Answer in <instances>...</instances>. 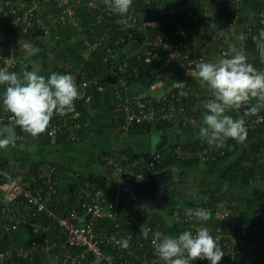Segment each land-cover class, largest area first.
I'll return each instance as SVG.
<instances>
[{"label": "built area", "instance_id": "1", "mask_svg": "<svg viewBox=\"0 0 264 264\" xmlns=\"http://www.w3.org/2000/svg\"><path fill=\"white\" fill-rule=\"evenodd\" d=\"M46 0H7L8 8L6 12L4 8L0 6V68H7L9 71H14L20 64L23 45L28 43L31 45V34L28 37L35 24H40L41 30L51 35L52 29L56 28L57 22L72 23L76 19L74 17L75 3H72L60 12L59 18L54 25H49L46 22L41 23V19L37 16L38 10L44 5ZM75 1V0H74ZM80 1V0H77ZM234 5H238L242 0H231ZM102 2V12L117 13L111 7ZM144 7L137 9L138 7L133 2L129 12L124 15L119 14V22L132 31L137 29L142 30L143 35L140 38V46L135 49L136 56L140 59L144 58L145 61H152L157 58L156 61L165 58L166 61H170L171 58L180 56L184 53V58L187 60V64L190 67L201 61H206V58L202 54L191 55L192 49L188 42V35L184 28L180 26L175 30L172 35H162L161 33L153 34L152 27L155 26L158 21L152 16L161 13L166 4L164 0H143ZM37 11V12H36ZM10 14H12L10 18ZM9 22L16 29L14 32L4 28V22ZM54 28H51V27ZM234 26V19L228 21V27ZM133 33L130 32L128 36H121L117 41H122L128 38L130 41ZM88 51L85 53V58L92 57L96 61L95 68L92 65H88L86 69H82V64L74 69L73 76L76 79L78 73L87 75L92 74L93 69L99 71L102 62L108 61L110 57H113L116 51L123 50L121 48L112 47L105 43L102 46V40L96 36L93 41H90L88 45ZM98 48H103L104 56L99 60L94 59V51ZM223 54L227 53L226 50L222 51ZM260 59V71H264V57ZM138 70L137 66H132L127 59L116 67L111 72L117 77V85L115 87V100H117V109L121 111L123 116L120 129L122 131L129 130L136 124H143L146 122H158L162 123L166 120H172L174 116H181V120L184 124H195L200 120L199 104L196 101L192 107L193 113L187 115L182 113L184 111V104L181 101V95L179 93H172V102H170V96L163 95L158 102L159 107L154 105L141 104L140 99L137 96H132L128 92L130 86V77L134 76V71ZM94 83L98 84V78L95 76ZM91 84V78H86L81 82L84 91L80 92V98L89 100L90 95H86V88ZM2 98V97H0ZM210 98V97H208ZM147 100V99H145ZM148 101V100H147ZM162 103V104H161ZM168 104L166 106L165 104ZM237 119H244L246 127L249 132L256 131L262 125H264V109H261L256 115H243ZM11 114L7 112L2 102H0V126L10 123ZM87 126L88 123L83 124L79 114L66 113L60 115L59 118L50 125L49 134L55 135L62 131L63 128L68 130L77 131L82 126ZM19 127L15 128L18 134ZM21 136V135H20ZM233 141L229 139L223 148H217L209 146L206 143L202 146L190 149L184 147L182 144H177L174 147L166 149H159L154 152L145 154H125L120 160L109 159V163L114 164V169L110 176L103 178L100 185L93 184H81L80 192L82 198L79 206H70L62 210L60 208L55 209L49 207L45 200L44 195L41 192L42 186H37L36 192H33L30 187L19 181V178L15 175L12 169L0 167V178L3 183L0 188L4 191L1 199H5L6 205L3 207L4 222L3 224L8 230H16L24 223L34 224V222L40 223L42 221L37 219L41 213H45L51 220L44 226L43 232L38 234L34 239L30 241L29 245L17 244L9 241L7 245L0 246V264L7 263L15 254L22 256L29 261L34 260V254L36 252H43L47 256V264H83L88 255L92 254L94 257L102 259L106 264H164V262L158 257L156 251L152 250V255L148 256V252L143 254L137 251L136 246L129 244L128 247H122L124 240H129L131 234L127 233L126 238L120 231L121 222L117 219L118 210L114 211V203L105 198L104 187H112L114 184L110 177H116L122 172H130L136 177H142L147 172L154 170L155 166L163 161L171 158L185 159L195 158L202 161L215 159L218 156L224 155L227 152L228 143ZM259 146L258 158L260 161H264V141ZM54 170V168L52 169ZM259 177V175H256ZM19 197L18 201L23 203V207L17 206L15 199ZM209 198L203 199V202L209 201L215 215L219 218H228L235 220V209L232 208L235 201L227 196H217L210 200ZM19 205V204H18ZM176 220L182 224L179 229V234L185 230H192L195 232L196 227L201 225V222L196 221L194 218H188L185 214H176ZM132 217L128 215L126 220L129 222V228L132 232L136 231V228L132 226ZM106 220L114 221V225L107 229ZM236 221V220H235ZM52 223H56L60 228L58 238L52 237L49 228ZM105 223V225H104ZM264 223V197L261 199L258 208L254 211L252 216V222L250 223V230H243L238 224L233 225L232 232H223L221 227H218L216 231L211 234L219 242L222 250L224 251V257L220 261V264H251L254 259L258 260V263L264 264V238L259 237L256 230L257 227H261ZM145 225L151 230H159L164 235H168L166 229L163 227L160 220L156 222H146ZM211 230V229H210ZM262 230L263 227H262ZM140 232V231H139ZM253 233V234H251ZM251 234V235H250ZM64 236L65 245L68 247L77 248L75 251H62ZM143 236L139 234L137 237L139 245L142 247L155 248L151 240V234L149 235V246H146L145 240H141ZM120 246L121 250L105 252V245ZM61 248V249H60ZM243 258H247L248 262H243ZM32 264V263H29ZM194 264H210L207 260H197Z\"/></svg>", "mask_w": 264, "mask_h": 264}, {"label": "crops", "instance_id": "2", "mask_svg": "<svg viewBox=\"0 0 264 264\" xmlns=\"http://www.w3.org/2000/svg\"><path fill=\"white\" fill-rule=\"evenodd\" d=\"M205 1L203 2L204 6L207 5L205 6V13L210 17L209 20H211L218 7L214 4L215 0H207L206 4ZM72 3H74V0H49L48 3L45 1L44 5L39 9V14L44 16L43 19L39 17L41 19V23L50 21L51 25L55 24L64 7ZM233 6L234 13H232L231 6H227V10L230 12V15L226 16L222 21L224 26L220 27V42H216L219 44L214 47L215 42H213V39H206V41H203L200 46L195 49L197 50V54L210 55L215 62L221 58L220 55L223 54V50L228 52V47L226 45L235 44L237 48L243 50L247 56L246 47L248 48L250 45L248 42L249 36L255 31V26H258L260 21L264 23V0H242L240 4H233ZM76 7L77 6L75 5L74 17L77 20ZM230 19H234V26L231 28L228 27V21ZM76 20L72 23L61 24V22H57L56 25L61 24L64 26L70 24L71 26L77 27L81 30V33L73 35L69 38L66 44L63 43L61 45L58 44L60 43L58 40L61 36H58L57 32L54 33L55 30H57V27L53 31L54 34L52 33L51 35H47L41 30L40 24H35L31 33L30 46L32 48L39 49V51L36 52L35 55H31L28 50H25L22 58L26 59V61L19 68L17 73L20 74L25 70H35L47 78L50 76L51 71L67 65L70 60L68 58L71 51H69V47L78 41L85 40L86 38L84 35L85 30L80 25V21ZM261 29H264V27H261ZM214 33L215 36L217 32L215 31ZM219 33L217 35H219ZM225 42L226 45H223ZM221 46L226 48L218 51ZM132 48H134L133 43L129 44L128 50ZM255 51H257V55L259 56L257 45L255 46ZM260 66L261 64L257 68L258 70ZM185 68L186 69L182 72V74H177L172 70L158 67L152 71L150 76L144 77L141 80H135L133 77L129 83L130 86L128 87V92L137 96L140 99L139 102L141 104H151L158 108L160 104L158 102L159 99L154 100L152 99L153 97L157 98L163 94H167L169 96L173 93V89L175 87H180L183 84H186L188 80L195 79L196 81H199L195 75H186L188 69L195 73V67H190L187 64ZM73 71L74 68L71 69L70 72ZM72 76H75V74ZM77 79L78 75L75 79L76 83ZM193 81L192 83L195 84ZM92 82L93 80L91 79V83ZM115 86L116 84L114 82L109 81H107L105 85L103 84L102 88L104 89V94L102 100L98 106L93 109L89 107V133L86 137L82 139H75L74 141L39 142L37 139H33L29 134L25 133L22 137L23 139L18 143L17 148L0 150V162H6L10 168L19 175L26 174L32 165L39 162H56L61 167L64 166L62 172L59 174V177L55 179L54 184H52L58 188V193L60 194V198H62L61 200L66 201L65 204L68 205V207H77L79 206L82 198V194L80 192L82 182H80L78 176L82 175L90 180H93L98 175L109 176L110 163L108 161L110 158L114 159V155L119 157L124 156L125 154L150 153L159 149L173 147L172 145L175 144H186L200 141L196 135L198 128L193 130L186 128L188 125H193L184 124L181 120V116H174L172 120H166L162 123L149 122L151 125L172 122L170 125H164L161 128L152 127L151 129L144 130L136 129L135 131L128 132L122 131L119 127L120 124L115 121L113 114ZM187 86L190 87L189 84H187ZM3 91L4 87L0 86V97H2ZM79 91L82 92L84 90L80 87ZM198 94L200 98L196 101L200 107V122L205 111L202 101L208 98L210 92L206 87L199 83ZM165 105L168 106L167 103ZM229 114L235 119L244 115V113H240V110H232ZM115 122L118 125H116ZM253 141L254 138L247 136V139L243 143L238 142L239 147L235 153L223 161L221 165L215 169V171L208 170L204 163H200L191 168H182L178 165L169 164L166 167L157 170H164L166 173L163 174H170V178L168 179L170 181L167 183L164 182L160 187L159 196L161 199L163 198L162 194L164 189L168 186H172L174 189L176 188L181 193H184L186 197L182 198L178 194L176 198L174 197L170 201L163 199L166 204L155 202H150L147 206L137 204L141 206V217L145 220V217L148 214L153 213L156 217L164 219L165 223L168 224V235L177 236L182 224L180 223L179 226L176 224L177 220H175V215L181 214L179 213L180 209H183L184 207H202L203 205L208 208L210 205L209 201L208 203L203 202V199L210 198V196H205L203 199H201L200 196H197L196 199H199L196 201L194 198L190 197V193L194 194L200 189H225L229 183L227 182L225 176H223V172L228 169L229 165L235 159H238L241 156L244 150V145L250 146ZM20 144H23L24 147L20 148ZM33 145L36 146L35 150L30 151L29 149ZM253 158L252 161H255ZM256 175H259V177ZM251 179L252 180L249 183L235 182L230 186V191L235 194L237 199L231 200L239 202L240 204L239 211L237 212L235 210V218L241 227L250 225L254 211L258 208L261 199L264 197V193L259 194L260 191L264 190V178L260 177V173H256L253 177H251ZM117 181L119 184L118 179ZM1 190L2 189L0 188V191ZM169 204L172 211L171 215H173V217L166 214V209ZM178 204L182 205V207H177ZM231 220L232 225H234V223L237 224L234 219ZM262 227L264 229V223L261 227H257L256 232L259 237L264 238V230H262ZM26 237L27 234L23 228L11 231L0 222L1 245L5 246L9 241L19 242V240L25 239ZM101 261L102 259L100 258H93L83 264H102ZM32 264L36 263L34 262Z\"/></svg>", "mask_w": 264, "mask_h": 264}, {"label": "trees", "instance_id": "3", "mask_svg": "<svg viewBox=\"0 0 264 264\" xmlns=\"http://www.w3.org/2000/svg\"><path fill=\"white\" fill-rule=\"evenodd\" d=\"M54 1V0H53ZM165 1V8L164 10L158 14H155V16H152L153 18L155 17L158 21V23L153 26L152 29V33L153 34H158L161 33L162 35L166 36V35H172L175 30L180 26L181 28H184L185 31L187 32L188 35V42L190 43L192 49L191 55H195L196 51L195 49H197L200 44L203 41L209 40V39H213V42H215L214 47L216 45H218L216 42H220V27H223V19L230 15V12L227 10V6L230 5L232 8V13H234V6L231 0H215L214 4L218 7V9L216 10L215 14L213 15V18L211 20H209V16L205 13V6L203 4V2L205 0H164ZM49 0H46V3H48ZM133 2L136 4V6L138 7L137 9H142L144 7V3L143 0H133ZM75 5L77 6V20L80 21V25L82 26V28L85 30L84 31V35L86 36L85 40H81L78 41L74 44H72L69 47V63L63 67H59L53 71H51V73L53 72H57V73H61V74H74L73 72H70L71 69H75L77 68V66L79 64H82V69H86L88 65H92L95 68L96 65V61H94L92 59V57H88L85 58V53L88 51V45L90 43V41H93V39L98 36L101 38L102 40V46L105 45V43L109 44L112 47H117L123 49L122 51L119 50L118 52L116 51V53L114 54L113 57H110L108 59V61L106 62H102L101 63V67L99 68V71H96L95 69H93L92 74L87 73V75H84L82 73H78V79H77V85L78 87H82L81 82L86 79V78H91L92 80L95 78V76H97L98 78V84L94 83V81L85 89L86 90V95H90L89 100H85L84 98H80L75 102V111L71 112H77V114H79V117L81 119V121L83 122V124H86V122L88 123L89 120V113H90V108H94L96 106H98V104L100 103V101L103 98V94H104V89L102 88V85L107 82L106 78H105V74L107 72H111L114 69H116V67H118L123 61L124 59H127L128 62L130 63V65L132 66H137L136 71H134V76L130 77V80L133 78L135 80H141L144 77H148L150 76V74L152 73V71L155 68L158 67H163L164 69L167 70H172L174 72H176L177 74H182V72L185 71V66L187 65V60L184 58V53L182 52V54L180 56H176L174 58H171L170 61H166L164 57H162L161 60L156 61L157 58H154L152 61H145L144 58H138L135 54V49L140 46V38L143 35L142 30H135L132 31L130 28H126L124 27L121 22H119V14L118 13H107V12H102V2L101 0H80L74 1ZM228 4V5H227ZM0 6H2V8H4L3 12H6L7 8H8V4H7V0H0ZM37 12V11H36ZM12 14H10V18H11ZM38 17H41L42 19L44 18V16H42L41 14H39V10L37 13ZM76 20V21H77ZM46 23H48L50 25V21H45ZM62 24V23H61ZM56 25L57 30H55L54 33L57 32L58 36H61L60 39L58 40L60 43L58 44H63V43H67L69 38H71L73 35H76L78 33H81V30L78 29L77 27L71 26L70 24L67 25ZM54 25V24H53ZM4 28H8L9 31L14 32L16 29L13 28V25H11L9 22H4ZM261 27H264V23H262V21H260V24L257 26H255V31L253 33H251V35L248 38V42L250 43V45L248 46V48L246 47V51H247V57H248V62L252 63L254 65V67L258 68L260 65V59L259 56L257 55V51H255V46L256 43L253 41L252 37L253 36H258L259 35V31L261 30ZM51 28H54L53 26ZM55 29V28H54ZM54 29H52V31H54ZM218 30V31H217ZM217 32V34L219 33V35H215L214 36V32ZM132 32L133 36H131L133 40H129L128 38H125L124 40H120L117 41V39L121 36H128V34ZM32 33V31L30 33H28V37H30V34ZM53 33V34H54ZM141 35V36H140ZM133 43L134 44V48L129 49L128 50V46L129 44ZM226 45V42L223 44ZM227 47L229 45H226ZM226 47H220L218 51H221L222 49H224ZM229 51V48H227ZM1 50V48H0ZM26 49H24L23 47V52H25ZM94 59L95 60H99L100 58H102L104 56V52H103V48H98L97 50H95L94 52ZM24 53H22L23 55ZM207 60V62H214V59L207 54H203ZM225 54H221V57H224ZM23 57V56H22ZM26 59L21 58V62L20 64L15 68L14 72H17L19 70V68L25 63ZM72 64V65H71ZM73 67H71V66ZM69 66V67H68ZM68 67V68H67ZM70 70V71H69ZM50 73V74H51ZM137 76V77H135ZM195 79L192 80H188L186 82V84H183L182 86H177L173 89V92L175 93H179L181 91L185 92L184 96H181V101L184 104V111L182 113H186L187 115H190L193 113L192 107L194 105V103L196 102V100H198L200 98L198 91H199V81H193ZM195 82V84L192 83ZM191 82V84H190ZM187 84H189L190 87L187 86ZM130 95L134 96V94L130 93ZM211 94H209L208 97H210ZM170 96V102H172V99L174 97H172V93L169 95ZM117 100H115L114 104H113V114H114V118L115 121L119 124H121L122 121V114L121 111H119L117 109ZM90 104V105H88ZM169 104V103H168ZM69 113V114H71ZM200 114V112H199ZM60 115H55L54 118L51 120L50 125H52V123L54 121H56L59 118ZM119 118V121H118ZM115 122V123H116ZM116 123V125H118ZM172 122H166L165 124H157V125H151V123L146 122L143 124H136L134 126H132L128 131H135L136 129H151L152 127H163L164 125H170ZM199 122L188 125L186 128L188 129H195L198 128L196 127V125ZM51 126H49L50 128ZM89 133V126H82V128L77 129V131H73V130H68L67 128H63L62 131H60L58 134L55 135H50L49 134V129L41 134L38 138H36L39 142H43V141H74L75 139H82L84 137H86ZM18 136L21 135V137H23V135H25V133L19 128L18 129ZM248 136L250 138H254V141L251 143L250 146H246L244 145V150L243 153L241 154V156L238 159H235L228 167L227 170H225L223 172V176H225L227 182L229 183V185L224 189L221 190H216L213 188L210 189H200L198 192L191 194L190 193V197L194 198L196 201L199 199H196L197 196L200 195V198L203 199L205 196H210L211 197H217V196H227L231 199H236L235 194L230 191V186L235 183V182H243V183H249L251 182V177H253L256 173H260V177L264 178V161H260L258 158V151H259V146L262 144L261 142L264 141V125H262L259 129H257L256 131H252L250 132V134H248ZM21 141V140H20ZM18 141V143L20 142ZM203 144H205V142L203 141H196L193 143H186V144H182L184 147L190 148V149H195L198 148L200 146H202ZM177 145V144H175ZM175 145H172L173 147ZM228 148H227V152L224 155L218 156L215 159H210L207 161H202L200 159H195V158H185V159H178V158H171L168 159L166 161H163L162 163H159L155 166L153 171L162 169L164 167H166L167 165L171 164V165H178L182 168H191L195 165H198L200 163H204L205 167L210 170V171H215V169H217L221 163L223 161H225L226 159H228V157H230L231 155H233L235 153V151L237 150V148L239 147V143L235 140L231 141L230 143H228ZM149 153V152H148ZM147 152L145 154H148ZM151 153V152H150ZM122 156H115L114 155V159L115 160H120ZM254 157V158H253ZM252 158L255 159V161H252ZM105 161V160H104ZM107 162V161H105ZM0 167L3 168H10V166L6 163V162H0ZM64 167V166H63ZM63 167H61L59 164H57L56 162H39L36 163L34 165H32L30 167V169L28 170V172L26 174H22L19 175L17 173H15V175L19 178V181H21L22 183L26 184L28 187L31 188V190L33 192H36V187L42 186L41 192L44 195V200L46 202V204L49 207H53L55 209H62L65 210V208L68 207V205H66V201L61 200L62 198H60V194L58 193V188L53 185L55 182V179H57L59 177V174L62 172ZM54 168V170H52ZM114 169V164H109V172L112 173ZM1 177V176H0ZM106 175H98L96 176L93 180H90L82 175L78 176V179L80 180V182H82L81 184L85 183V184H92L95 183L93 185H100L103 178H106ZM110 180H112V183L114 184V186L112 187H104V194H105V198L111 200L114 203V211L118 210L117 214V219L121 222L120 224V231L123 234V236H125L126 238V234L130 233L132 236L131 238H129V240H127L129 242V244L136 246L137 251L141 254H143L145 251L148 252V256L152 255V250L155 248H151V247H142L141 245H139V243L137 242L138 239L137 237L140 234V227L143 224L142 221L145 220H151L150 222H156L157 220H161L163 227L167 230L168 228V224L165 223V220L160 218V217H156L153 213L148 214L145 217V220L141 217L140 214V210H141V206L137 205V204H132L130 206H126L123 208L118 207L117 205V194H118V181L116 180V178L114 177H110ZM3 183L2 179L0 178V185ZM53 183V184H52ZM52 184V185H51ZM51 185V186H50ZM173 188V189H172ZM178 191V192H177ZM4 191L1 190L0 191V197L3 196ZM264 193V190L260 191L259 194ZM179 194V196L186 197V195H184V193H181L179 190H177L176 188L174 189V187L172 186H168L164 189V192L162 194L163 199H167V200H171L174 197L176 198V196ZM196 195V196H195ZM209 198V199H210ZM19 197H17L15 199V202L17 203V206H19L20 208H22L24 205L23 203H20L18 201ZM190 199V198H189ZM237 200V199H236ZM236 204H233L232 208L235 209L237 212L240 209V204L239 202H235ZM251 203V201H250ZM249 203V204H250ZM19 204V205H18ZM6 205V201L5 199H1L0 198V222L3 223L4 222V211H3V207ZM251 205V204H250ZM208 209L211 210V212L213 213L212 218L205 222H201L200 226H207L208 228H210V232L212 233L213 231L215 232L216 229L218 227H221V230L223 232H232L233 231V225H232V220L228 219V218H219L215 215L214 210L212 209L211 205H209ZM181 214H184L183 209H180ZM166 214L170 215L171 217H173L172 211L170 209V204L167 206L166 209ZM130 215L133 219H132V226L133 228H136L137 230L132 232V230H130L129 228V222L128 220H126V217ZM148 218V219H146ZM42 221L40 223L37 224V222H34V224H22L20 226V228H23L26 231L27 237L25 239L19 240V244H23V245H29V242L34 239L38 234H40L41 232L45 231L44 230V226L46 225V223L50 222V218L47 217V215L45 213H41V215L35 219V221L41 220ZM176 220V219H175ZM236 220V218H235ZM178 222V221H177ZM176 224L179 226L180 223L178 222ZM237 222V220H236ZM105 223H107V229L114 225V221L111 220H106ZM104 223V225H105ZM238 225H240L237 222ZM49 232L51 234L52 237H56L58 238V235L60 233V228L56 223H52V225L49 228ZM253 234V233H251ZM250 234V235H251ZM62 237V243L64 244L62 247V251H75V249H80V247L77 248H73V247H68L67 245H65V238L64 236ZM141 240H145L146 242V246H149V240L148 239H144L141 238ZM148 242V243H147ZM0 246L2 247L3 245L0 244ZM61 249V248H60ZM105 252L108 251H117V250H121L120 246H115V245H105L104 246ZM46 254L43 252H36L34 254V260H30L29 259H25L20 255L15 254L7 263L5 264H29V263H36V264H47V258H46ZM93 258H97L94 257V255L90 254L86 257L85 262L89 261L90 259ZM243 262L248 261L247 258H243ZM102 264H106L104 261H101ZM249 262V261H248ZM250 263V262H249ZM254 263H258L257 259H254L253 262L251 264ZM161 264V263H159Z\"/></svg>", "mask_w": 264, "mask_h": 264}, {"label": "clouds", "instance_id": "4", "mask_svg": "<svg viewBox=\"0 0 264 264\" xmlns=\"http://www.w3.org/2000/svg\"><path fill=\"white\" fill-rule=\"evenodd\" d=\"M104 3L118 14L124 15L129 12L133 0H104ZM252 39L264 57V29ZM23 47L31 55L39 51L28 43ZM228 48L224 57L215 62L201 61L195 65V73L190 69L186 72L188 76L195 75L211 94L210 98L202 101L205 111L196 125V135L207 145L217 148H223L229 139L240 143L247 139L245 120L233 118L229 114L232 110H243L245 115H256L264 109V71L249 63L244 51L235 44H229ZM0 86L4 87L0 102L11 114L10 123L0 126V150L17 148L18 141L23 139L15 131L17 126L33 139L38 138L49 129L55 115L75 111V102L80 97L79 87L73 76L57 72L46 78L35 70H25L18 74L7 68H0ZM180 95L184 96L185 92L181 91ZM19 147L23 148L24 145L20 144ZM35 147L33 145L29 150H35ZM153 172L151 170L142 177L131 174L141 179ZM120 174L115 177L116 180H119ZM177 207L182 205L178 204ZM183 211L186 217L205 223L213 215L207 207H184ZM148 221L151 220L142 221L140 234L144 239H148L151 234L156 254L164 264H194L197 260L220 264L225 255L207 226H198L195 232L185 230L177 236H171L164 235L159 230L151 231L145 225ZM128 246V241L124 240L122 247Z\"/></svg>", "mask_w": 264, "mask_h": 264}, {"label": "water", "instance_id": "5", "mask_svg": "<svg viewBox=\"0 0 264 264\" xmlns=\"http://www.w3.org/2000/svg\"><path fill=\"white\" fill-rule=\"evenodd\" d=\"M106 81L116 82V75L108 73L106 76ZM240 113H244L240 110ZM166 173L164 170L153 172L144 178H136L130 172H123L119 177L118 184V194H117V205L120 208L129 206L131 204H140L142 206H147L150 202L155 203H165V200L159 196V190L161 185L170 180L161 179L157 177L159 174ZM159 178V179H157ZM157 180V181H156ZM157 198V200H156ZM158 201V202H157ZM203 205L202 207H204ZM252 226H244L242 229L249 230Z\"/></svg>", "mask_w": 264, "mask_h": 264}, {"label": "flooded vegetation", "instance_id": "6", "mask_svg": "<svg viewBox=\"0 0 264 264\" xmlns=\"http://www.w3.org/2000/svg\"><path fill=\"white\" fill-rule=\"evenodd\" d=\"M116 80H117V77H116ZM116 85H117V81L116 82H114ZM116 87V86H115ZM114 87V88H115ZM170 175V174H169ZM168 174H159L157 177H159L160 179H161V177L162 178H164V177H166L165 179H169L170 178V176H169ZM159 178H157V179H159ZM157 181V180H156Z\"/></svg>", "mask_w": 264, "mask_h": 264}, {"label": "rangeland", "instance_id": "7", "mask_svg": "<svg viewBox=\"0 0 264 264\" xmlns=\"http://www.w3.org/2000/svg\"><path fill=\"white\" fill-rule=\"evenodd\" d=\"M206 3H207V0L205 1V4H206ZM205 6H207V5H205ZM190 49H193V48L191 47ZM196 51H197V50H196ZM196 51H194V52H195V55H198ZM163 95H164V94H163ZM163 95H162V96H163ZM159 96H160V95H159ZM162 96L157 97V98H156V97H153L152 99H154V100H158V99H160ZM149 98H150V97H149ZM118 178H119V176H118ZM199 196H200V195H199Z\"/></svg>", "mask_w": 264, "mask_h": 264}]
</instances>
